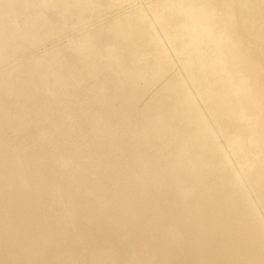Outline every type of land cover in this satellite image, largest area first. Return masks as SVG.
<instances>
[{
    "label": "bare ground",
    "instance_id": "bare-ground-1",
    "mask_svg": "<svg viewBox=\"0 0 264 264\" xmlns=\"http://www.w3.org/2000/svg\"><path fill=\"white\" fill-rule=\"evenodd\" d=\"M0 264H264V0H0Z\"/></svg>",
    "mask_w": 264,
    "mask_h": 264
},
{
    "label": "rangeland",
    "instance_id": "rangeland-1",
    "mask_svg": "<svg viewBox=\"0 0 264 264\" xmlns=\"http://www.w3.org/2000/svg\"><path fill=\"white\" fill-rule=\"evenodd\" d=\"M42 10H43V9H42ZM7 101H8V100H7ZM4 102H6V101L4 100ZM53 162L55 163V162H58V161H53ZM58 164H59V163H57V166H58ZM59 167H60V166H59ZM60 197H61V196H60ZM54 198H55V196H54ZM56 198H57V197H56ZM60 199H61V200L58 199V200H59L58 203H59V207L61 208L62 206H60V205H62L63 202H62V198H60ZM54 200H56V199H54ZM54 200H53V202H55ZM58 200H57V201H58ZM57 201L55 202L54 205H56V206L58 207V204H56ZM60 201H61L62 203H60ZM53 202H52V203H53ZM52 203H51V205H52Z\"/></svg>",
    "mask_w": 264,
    "mask_h": 264
}]
</instances>
